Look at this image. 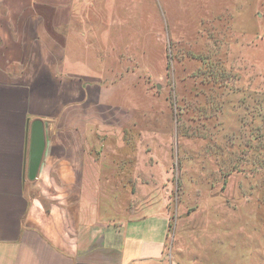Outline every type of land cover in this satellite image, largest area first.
<instances>
[{"label":"rangeland","instance_id":"obj_1","mask_svg":"<svg viewBox=\"0 0 264 264\" xmlns=\"http://www.w3.org/2000/svg\"><path fill=\"white\" fill-rule=\"evenodd\" d=\"M74 1L65 61L101 88L105 118L82 108L101 202L156 187L167 260L264 264V0Z\"/></svg>","mask_w":264,"mask_h":264},{"label":"crops","instance_id":"obj_2","mask_svg":"<svg viewBox=\"0 0 264 264\" xmlns=\"http://www.w3.org/2000/svg\"><path fill=\"white\" fill-rule=\"evenodd\" d=\"M74 3L0 0V264H179L165 257L160 189L133 193L131 205L101 202L82 139V108L104 111L101 88L65 61ZM34 120L44 147L30 179Z\"/></svg>","mask_w":264,"mask_h":264},{"label":"water","instance_id":"obj_3","mask_svg":"<svg viewBox=\"0 0 264 264\" xmlns=\"http://www.w3.org/2000/svg\"><path fill=\"white\" fill-rule=\"evenodd\" d=\"M44 147L43 127L40 120H34L31 124L29 160L27 177L35 178Z\"/></svg>","mask_w":264,"mask_h":264}]
</instances>
